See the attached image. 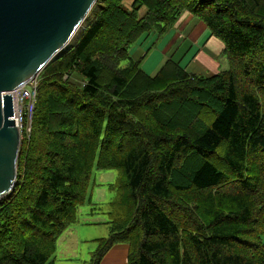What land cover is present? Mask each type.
<instances>
[{
  "label": "trees",
  "instance_id": "16d2710c",
  "mask_svg": "<svg viewBox=\"0 0 264 264\" xmlns=\"http://www.w3.org/2000/svg\"><path fill=\"white\" fill-rule=\"evenodd\" d=\"M186 12L229 67L195 74L169 58L148 74L132 45ZM90 14L38 75L0 200V264H54L95 168L118 175L91 264L120 243L128 264H264V0H98Z\"/></svg>",
  "mask_w": 264,
  "mask_h": 264
},
{
  "label": "water",
  "instance_id": "95a60500",
  "mask_svg": "<svg viewBox=\"0 0 264 264\" xmlns=\"http://www.w3.org/2000/svg\"><path fill=\"white\" fill-rule=\"evenodd\" d=\"M97 1L0 0V200L16 185L22 141L10 92L70 46Z\"/></svg>",
  "mask_w": 264,
  "mask_h": 264
},
{
  "label": "rangeland",
  "instance_id": "374dc122",
  "mask_svg": "<svg viewBox=\"0 0 264 264\" xmlns=\"http://www.w3.org/2000/svg\"><path fill=\"white\" fill-rule=\"evenodd\" d=\"M132 2L133 0H125V3L128 7L131 6ZM143 13L144 9H141L140 14L142 15ZM91 21L92 16L90 14L83 22L80 30L75 35V39L71 42L70 46H72L78 40L82 32L89 27ZM149 33L151 32H145L140 35L139 39L145 44L151 42L152 34ZM152 33L157 36L158 40L156 44L151 46L150 52L154 48L155 50L158 49V45L167 35V33L159 35L154 31ZM167 46L164 47L162 53L167 52ZM188 46V44H185L180 49H178L179 46L176 47L173 51V58L181 61L183 60V64H185L187 59L190 58L194 53L193 49L190 52L189 50L187 51ZM162 61L163 59L160 61V63ZM219 61L221 63L220 70L227 69L229 67V62L226 56L222 55ZM190 72L195 74L197 73L193 71ZM153 73H155V70L148 74L152 75ZM208 75H212V73ZM117 175L118 172L115 169L99 170L95 168L93 170L85 201L78 208L77 222L69 225L57 241L56 251L50 259V261H54V264H91L93 253L98 247L97 239L106 238L109 236L110 228L107 224V212L109 210V203L115 196V193L111 190V185L116 182Z\"/></svg>",
  "mask_w": 264,
  "mask_h": 264
},
{
  "label": "crops",
  "instance_id": "0c3cea01",
  "mask_svg": "<svg viewBox=\"0 0 264 264\" xmlns=\"http://www.w3.org/2000/svg\"><path fill=\"white\" fill-rule=\"evenodd\" d=\"M166 33V37L158 45L159 48L156 50L154 48L150 52L151 46L156 44L158 40L157 36L152 32L149 33L152 34L151 42L145 44L139 39V41L131 47L133 58L135 60H141V66L145 71L150 73L155 70L156 73L161 63L163 64L171 57V59L175 60L187 71L204 74H216L220 71L221 63L219 59L222 56L224 44L216 37L211 36L210 30L206 24L198 21L191 14L186 12L177 24ZM185 44L189 45L187 51L189 50L190 52L193 49L194 53L187 59V62L183 64V60L181 61L173 58V51L176 47L179 46L178 49H180ZM166 46L167 52L162 53ZM162 59L163 61L160 63ZM128 253V244H117L105 254L100 264H128Z\"/></svg>",
  "mask_w": 264,
  "mask_h": 264
},
{
  "label": "built area",
  "instance_id": "2783aa9c",
  "mask_svg": "<svg viewBox=\"0 0 264 264\" xmlns=\"http://www.w3.org/2000/svg\"><path fill=\"white\" fill-rule=\"evenodd\" d=\"M39 84L38 76L25 85L10 92L13 97V116L15 124L20 130L21 138L28 136L32 131L34 110L37 102Z\"/></svg>",
  "mask_w": 264,
  "mask_h": 264
}]
</instances>
